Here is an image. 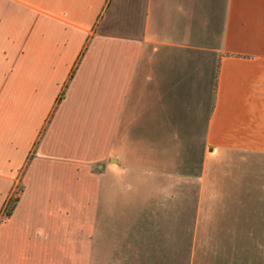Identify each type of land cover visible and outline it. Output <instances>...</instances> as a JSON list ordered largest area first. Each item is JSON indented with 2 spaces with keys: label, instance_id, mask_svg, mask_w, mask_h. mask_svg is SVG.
I'll return each instance as SVG.
<instances>
[{
  "label": "crops",
  "instance_id": "1",
  "mask_svg": "<svg viewBox=\"0 0 264 264\" xmlns=\"http://www.w3.org/2000/svg\"><path fill=\"white\" fill-rule=\"evenodd\" d=\"M257 155L264 0H0V264L212 261L188 178Z\"/></svg>",
  "mask_w": 264,
  "mask_h": 264
},
{
  "label": "rangeland",
  "instance_id": "2",
  "mask_svg": "<svg viewBox=\"0 0 264 264\" xmlns=\"http://www.w3.org/2000/svg\"><path fill=\"white\" fill-rule=\"evenodd\" d=\"M259 158L209 166L204 170L205 192L200 197L201 182L189 176L188 224L192 227L196 220L199 227L198 231H189V238L194 243L213 239L218 244L204 247L205 255L214 256L213 262L197 263L194 257V264H264V163ZM212 171L218 180L217 192H209L214 190L208 182ZM19 190L18 183L14 193ZM197 249L201 254V248ZM192 254L196 256L195 250Z\"/></svg>",
  "mask_w": 264,
  "mask_h": 264
},
{
  "label": "trees",
  "instance_id": "3",
  "mask_svg": "<svg viewBox=\"0 0 264 264\" xmlns=\"http://www.w3.org/2000/svg\"><path fill=\"white\" fill-rule=\"evenodd\" d=\"M10 200H11V203H9ZM16 200H17L16 196H14L13 198H11V196L9 197L6 205L4 206V210H3L4 215L8 216L11 213Z\"/></svg>",
  "mask_w": 264,
  "mask_h": 264
}]
</instances>
